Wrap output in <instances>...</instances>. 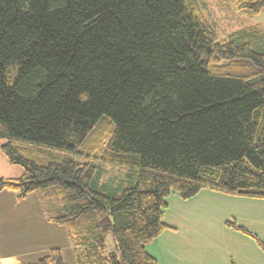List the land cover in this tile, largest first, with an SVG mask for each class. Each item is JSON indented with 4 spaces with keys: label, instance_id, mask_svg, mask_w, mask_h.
<instances>
[{
    "label": "trees",
    "instance_id": "16d2710c",
    "mask_svg": "<svg viewBox=\"0 0 264 264\" xmlns=\"http://www.w3.org/2000/svg\"><path fill=\"white\" fill-rule=\"evenodd\" d=\"M241 15L264 0H231ZM219 39L197 0H0L1 150L75 245L32 264H156L175 192L264 198V51ZM98 164L128 170L98 184ZM264 252L253 232L227 221ZM111 233L115 251H107Z\"/></svg>",
    "mask_w": 264,
    "mask_h": 264
},
{
    "label": "crops",
    "instance_id": "0c3cea01",
    "mask_svg": "<svg viewBox=\"0 0 264 264\" xmlns=\"http://www.w3.org/2000/svg\"><path fill=\"white\" fill-rule=\"evenodd\" d=\"M0 179H16L23 169L1 150ZM42 194L18 199L0 190V264H32L59 248L73 261L75 245L62 226L47 220ZM234 221L264 242V198L202 189L188 199L172 192L163 210L164 230L145 245L156 264H264L255 241L226 225ZM66 261V262H67Z\"/></svg>",
    "mask_w": 264,
    "mask_h": 264
},
{
    "label": "rangeland",
    "instance_id": "374dc122",
    "mask_svg": "<svg viewBox=\"0 0 264 264\" xmlns=\"http://www.w3.org/2000/svg\"><path fill=\"white\" fill-rule=\"evenodd\" d=\"M199 9L206 22L215 30L219 39L225 38L232 31L237 29L255 28L264 36V10L256 15H241L232 6L231 0H197ZM252 48L257 51H264V38H256L251 42ZM100 177L98 184H114L123 177H127L128 170L124 167L98 164ZM107 251H115V240L111 233L106 238ZM64 258L67 261V256ZM69 263L70 260L68 258Z\"/></svg>",
    "mask_w": 264,
    "mask_h": 264
}]
</instances>
